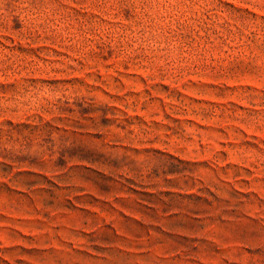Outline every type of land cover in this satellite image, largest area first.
I'll return each instance as SVG.
<instances>
[{"label": "rangeland", "instance_id": "1", "mask_svg": "<svg viewBox=\"0 0 264 264\" xmlns=\"http://www.w3.org/2000/svg\"><path fill=\"white\" fill-rule=\"evenodd\" d=\"M0 264H264V0H0Z\"/></svg>", "mask_w": 264, "mask_h": 264}]
</instances>
